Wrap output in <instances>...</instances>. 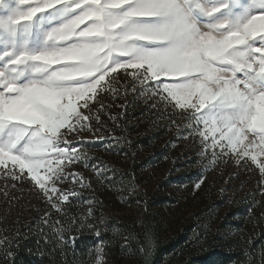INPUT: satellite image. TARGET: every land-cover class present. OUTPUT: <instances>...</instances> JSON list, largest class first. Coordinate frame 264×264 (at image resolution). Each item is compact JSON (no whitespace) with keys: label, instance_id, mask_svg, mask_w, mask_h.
Segmentation results:
<instances>
[{"label":"snow or ice","instance_id":"1","mask_svg":"<svg viewBox=\"0 0 264 264\" xmlns=\"http://www.w3.org/2000/svg\"><path fill=\"white\" fill-rule=\"evenodd\" d=\"M119 70L127 73L125 91H149V99L158 97L164 110L172 109L169 115L179 109L183 119L195 121L182 131H198L205 150L219 145L221 152L230 148L238 164L249 156L256 161L252 150L264 153V0H0V167L10 164L16 179L22 176L15 169L21 174L27 170L50 207L68 217L55 222L58 228L40 230L45 243L56 235L75 255L79 235L66 238L64 233L87 231L98 241L95 264H107L112 243L103 239L110 231L104 220L95 221L100 201L91 197L86 213L71 216L61 203L69 194L57 182L71 177L91 187L82 173H65L64 160L83 163L103 178V164L83 160L78 148L99 143L111 151L123 138L64 137L102 132L105 105L95 114L92 105L98 92L114 91L104 83ZM41 168L50 186L37 174ZM118 199L129 202L131 197ZM42 220L51 227L50 213ZM28 238L17 230L0 239L4 259L15 264L12 248ZM153 240L146 228L139 246L145 257ZM128 246L121 245V250ZM92 250L87 249L89 259Z\"/></svg>","mask_w":264,"mask_h":264},{"label":"trees","instance_id":"2","mask_svg":"<svg viewBox=\"0 0 264 264\" xmlns=\"http://www.w3.org/2000/svg\"><path fill=\"white\" fill-rule=\"evenodd\" d=\"M125 76L120 70L110 77L117 88L119 86V93L98 92V102L107 110L112 108L109 114H104L105 110L100 112L106 122L104 128L115 131V136L123 139L111 151H106L102 144H92L89 159L93 164H103L104 176L101 178L92 172L89 180L97 192L96 199L108 197L115 209L128 213L135 205L140 214L136 218L130 214L111 216L105 222L110 231L103 239L112 241L107 249V260L112 264H264V240L253 231V224L264 220V178L257 179L249 193L241 195L221 194L209 187L202 179L204 172L199 158L171 146L172 136L181 135L183 129L179 120L181 111L169 115L171 108L168 112L163 111L155 100L147 102L139 93H132V88L125 91ZM119 102L123 103L122 107L117 106ZM110 115L117 119H109ZM143 123L152 127L150 135L138 132V125ZM164 139L168 140V147L163 144ZM138 148L153 153L139 159L135 157ZM158 163H168L165 180L157 185L158 192L149 193L141 188L132 192L135 187L148 183L149 177L157 172L155 166ZM148 169L150 173H147ZM101 179L107 182L101 183ZM201 180L203 183L196 189L195 185ZM133 184L135 187L129 192ZM178 186L183 187V192H178ZM87 189L80 185L77 190H64L69 194V200L61 202L63 210L71 216L86 213L87 201L91 198ZM118 196L131 199L121 202ZM36 198L34 205L30 204L33 201L23 200L24 211L15 215L16 222L9 227L10 237L17 230L22 237H29L22 241L21 247L12 248L16 254L15 264H84L85 261L95 264L94 246L98 241L87 231L64 233L66 238L79 235L74 244L75 255L56 235L48 238L51 243H45L46 237L39 234L40 230L47 233L58 228L60 225L55 222L61 219L67 222L68 217H62L52 209L43 195ZM95 208V221L98 222L101 220V203ZM188 211L193 213L191 218H185ZM45 213H50L51 227L43 225ZM146 228L154 235L153 248L147 257L139 251V246L145 242ZM167 231L168 234L162 236ZM219 231L229 234L219 235ZM125 244L129 245L126 247L130 255L127 260L123 258L126 248L121 250V245ZM89 247L93 249L91 259L87 253ZM0 264H12L4 259L2 250Z\"/></svg>","mask_w":264,"mask_h":264},{"label":"rangeland","instance_id":"3","mask_svg":"<svg viewBox=\"0 0 264 264\" xmlns=\"http://www.w3.org/2000/svg\"><path fill=\"white\" fill-rule=\"evenodd\" d=\"M120 71V70H119ZM124 75H127V73L124 70H121ZM134 71L133 69H128V72ZM112 74L110 75V77ZM110 77L106 78V82L104 83V87L111 86L112 89H114V92L117 94L119 93V86L117 88V85L114 80H110ZM130 78V77H129ZM133 93V91H132ZM152 95L151 92L142 90L139 92V96L143 97L147 102L152 100L156 101L157 106L163 110L168 112L165 109V105L160 104L158 102V97L155 99H149V97ZM147 98V99H146ZM124 102V101H123ZM101 102H97L94 105H92L93 114H95V110L100 107ZM153 106V104H151ZM117 106L122 107L123 103H118ZM112 109V108H111ZM111 109L107 110V107L105 108V113L109 114V111ZM170 110V108H169ZM179 110V109H177ZM181 111V110H180ZM188 112H194V109H188ZM85 114H88L87 111H85ZM103 116V115H102ZM100 118L102 119L101 115ZM180 124L183 126V129L190 127L192 124L195 123V121L188 122L185 119H183L182 112L181 116L179 117ZM91 124L96 125V122L90 121ZM99 127V125H96ZM138 132L141 134L150 135L152 133V127L148 123L139 124L137 127ZM171 130L174 131V128ZM200 130H203V125L200 126ZM62 132L65 130H61ZM104 135L105 137H116L115 131L106 130L105 128L102 129V132H82L80 134V137H77L75 133H69L64 137L65 141H72L78 138H83L85 140L94 139L95 136ZM211 133H209V137H211ZM249 135V139H251V134ZM173 139L170 140L171 146L177 147L180 151H184L186 154L193 155L200 160V168L204 172V175L202 179L206 181L209 187L214 188L217 192L221 194L231 195L234 194H244L249 193L250 189L255 186V183L257 179L260 177L264 178V173H261L260 168L264 167V153L258 152L256 149L252 150L251 154H255L257 156L256 161H252L250 156L244 157L240 159V163H237V157L235 153L231 152L230 148H226L223 152L220 150V146L217 145L215 149H212L209 147L207 150H205L201 146V140L203 137L199 135L198 131H182L181 135L173 137ZM216 139H220V134H216ZM245 143L248 142V140L244 141ZM212 141L211 138L208 140V144L211 145ZM226 143V142H225ZM257 140V144H258ZM163 144H166L168 147V140L164 139ZM92 144H83L79 146L78 151L83 153L82 159L83 160H89L90 154L92 153L91 149ZM105 146V145H104ZM153 152L149 150H144L142 148H138L136 151L135 157L139 159H145L148 158L149 155H151ZM65 168V173H82L83 177L85 178L86 182L90 183L89 177L91 176L93 170H91L88 167H85L83 163H69L67 160L63 161ZM96 164V163H95ZM10 165V164H9ZM156 165V164H155ZM157 172L153 173L149 177L148 183H145L144 185H139L135 187L132 192H137L139 188L149 192V193H157L158 188L157 185H159L161 182L165 180V177L168 172V163H158L156 166ZM19 171V169H17ZM101 170V169H100ZM16 172V171H15ZM12 172H9L5 170L3 167H0V182L3 180H6V185L2 186V190L8 191V194H12L14 196H22L24 199V202H28L29 200L32 202L31 205H34L33 203L37 202V196L43 195L42 191L40 190L39 186L31 179V176L27 173V170L23 173V183L24 186L22 189H19V186L21 183V180L18 181L17 179L12 182L14 177L11 175ZM95 173V172H94ZM147 173H150V170H147ZM37 174L44 178V183L48 186L51 185L52 181L50 178H48V174L43 170V168L39 169ZM176 176H180V174H177ZM12 182V183H11ZM200 183V182H199ZM11 184V189L9 188ZM80 183H76L75 180H73L71 177H69L68 180L63 182H57V187L66 190V189H78ZM79 185V186H78ZM89 190L90 197H97V192L92 189V187H87ZM178 192H183V187L178 186ZM226 189V190H225ZM14 192H13V191ZM16 190V191H15ZM223 190V191H222ZM2 193V191H1ZM100 203L102 205V212L100 218L106 222L111 216H118L123 214H130L133 218H136L140 214V209H138L137 206L134 205L132 207V211L128 213L127 210H119L115 209L112 204L110 203L108 197L100 198ZM18 209H20L18 211ZM22 210V208L19 206L17 207L16 212L19 213ZM134 211V212H133ZM129 215V216H130ZM168 216V212H167ZM193 216L192 211H188L185 218H191ZM131 217V220H132ZM253 231L254 233H259L264 240V220L260 222H256L253 224ZM168 234V231L165 232L162 236H166ZM219 235H228L229 233H224L223 231L218 232ZM241 234V233H240ZM242 236V235H240ZM124 260H127L130 258V255L128 254V249H125L124 254ZM107 264H112L110 261L107 260Z\"/></svg>","mask_w":264,"mask_h":264},{"label":"built area","instance_id":"4","mask_svg":"<svg viewBox=\"0 0 264 264\" xmlns=\"http://www.w3.org/2000/svg\"><path fill=\"white\" fill-rule=\"evenodd\" d=\"M3 168L9 172L13 171L11 165H8L7 167H3ZM17 169H15L16 175L22 176V178L17 179L18 181L21 180L22 184H20L19 189H22L25 186L23 183V176L24 175L21 174ZM14 180H16V178H14L12 180V182ZM5 181L6 180H3L2 182H0V239L10 237L11 234L9 233V230H10L9 227L11 226V224L16 222L15 215L22 213V211L17 213L16 210H17V207H19V206L22 208L23 200L25 199L22 196H17V195L14 196L12 194H8L9 193L8 191L2 190L3 185L7 186ZM1 183H3V185ZM9 188L11 189V184H10ZM1 191H2V193H1ZM17 200H18V203H16ZM19 210L20 209H18V211Z\"/></svg>","mask_w":264,"mask_h":264}]
</instances>
